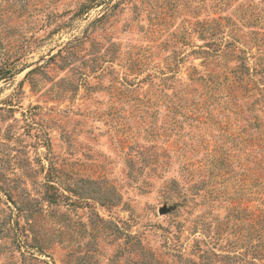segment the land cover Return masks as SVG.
<instances>
[{
  "label": "rangeland",
  "instance_id": "obj_1",
  "mask_svg": "<svg viewBox=\"0 0 264 264\" xmlns=\"http://www.w3.org/2000/svg\"><path fill=\"white\" fill-rule=\"evenodd\" d=\"M0 264H264V0H0Z\"/></svg>",
  "mask_w": 264,
  "mask_h": 264
},
{
  "label": "trees",
  "instance_id": "obj_2",
  "mask_svg": "<svg viewBox=\"0 0 264 264\" xmlns=\"http://www.w3.org/2000/svg\"><path fill=\"white\" fill-rule=\"evenodd\" d=\"M243 65V64H242ZM247 70H248V67H245L244 66V71H245V73H247L248 75H249V72H247ZM243 80V79H242Z\"/></svg>",
  "mask_w": 264,
  "mask_h": 264
}]
</instances>
